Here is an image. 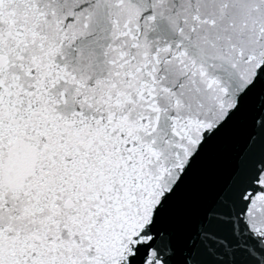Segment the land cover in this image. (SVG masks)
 <instances>
[{
  "label": "snow or ice",
  "instance_id": "6c2138e0",
  "mask_svg": "<svg viewBox=\"0 0 264 264\" xmlns=\"http://www.w3.org/2000/svg\"><path fill=\"white\" fill-rule=\"evenodd\" d=\"M0 264H264V0H0Z\"/></svg>",
  "mask_w": 264,
  "mask_h": 264
},
{
  "label": "water",
  "instance_id": "95a60500",
  "mask_svg": "<svg viewBox=\"0 0 264 264\" xmlns=\"http://www.w3.org/2000/svg\"><path fill=\"white\" fill-rule=\"evenodd\" d=\"M227 171H228L227 161L221 162L216 174L213 177H211V179H210L209 189H210L212 183L219 182V181H222L223 179H226L227 178Z\"/></svg>",
  "mask_w": 264,
  "mask_h": 264
}]
</instances>
